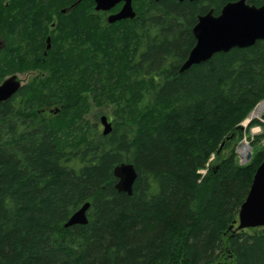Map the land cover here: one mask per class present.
<instances>
[{
  "label": "trees",
  "instance_id": "16d2710c",
  "mask_svg": "<svg viewBox=\"0 0 264 264\" xmlns=\"http://www.w3.org/2000/svg\"><path fill=\"white\" fill-rule=\"evenodd\" d=\"M234 1L135 0L130 31L71 18L36 60L43 33L0 1V36L15 41L0 83L39 73L0 103V264H264V227L236 230L264 147L243 166L235 154L264 101L263 44L179 72L197 18ZM94 96L115 105L106 136L84 120ZM121 163L137 173L131 195L114 188ZM85 203L88 223L64 228Z\"/></svg>",
  "mask_w": 264,
  "mask_h": 264
},
{
  "label": "water",
  "instance_id": "95a60500",
  "mask_svg": "<svg viewBox=\"0 0 264 264\" xmlns=\"http://www.w3.org/2000/svg\"><path fill=\"white\" fill-rule=\"evenodd\" d=\"M95 10H109L116 4L124 2L121 10L108 18L112 24L123 19H133L135 13L132 0H92ZM159 1V0H153ZM195 2L198 0H177ZM76 3L73 5L75 6ZM195 40L179 72L188 70L194 65L209 61L213 55L227 53L231 49H243L253 46L260 41L264 48V4L261 6L249 5L246 0H237L226 3L219 14L214 15L210 10L197 18L192 29ZM50 42L47 39V49ZM20 84L16 77L6 79L0 84V102H6L17 93ZM103 127L102 135H108L112 128L106 116L100 117ZM250 158V155L248 156ZM116 179L115 188L118 192L132 194V187L137 173L132 164L121 163L113 169ZM90 204L85 203L77 209L64 224V228L88 223L87 211ZM264 227V160L257 167L249 191L238 212V226L236 230L255 229Z\"/></svg>",
  "mask_w": 264,
  "mask_h": 264
},
{
  "label": "flooded vegetation",
  "instance_id": "af4514ba",
  "mask_svg": "<svg viewBox=\"0 0 264 264\" xmlns=\"http://www.w3.org/2000/svg\"><path fill=\"white\" fill-rule=\"evenodd\" d=\"M0 1H2L3 6L5 8H7V12H10V13H12L18 17L19 20L17 22L19 24H21V22H23L24 20H25L24 22H28L27 18H29V17L39 15L41 12V9H40L42 7L41 5H43V3H44V0H36L35 4H33V5L28 4L29 0H18L17 3H14L16 0H0ZM72 1H73L72 3H68L66 1L67 5L64 6V8L59 9L58 13H57V11L55 12L54 9L51 8L53 0H51V2H49V3H48V0L45 1V3L48 5V8L46 9V11L44 10V15L42 14L43 20L41 19V22H44L43 23L44 26L40 22L39 26L38 27L36 26V28L33 32L34 34L43 33L44 39L43 38L41 39V37H35V41L38 42V46L35 44H32L33 41L30 40L31 45H32L31 48L33 51L36 50V48H38V50L42 48L41 43H40L41 40H43L44 48L41 49L42 50L41 52H39V51L36 52V55H35L33 60H36L40 54L43 56H46L47 52L51 51L53 48L56 47V43L60 39V36L63 38V34L61 32H60L61 34L59 33L58 36H56V31H57L56 26L57 25L59 26V23L66 22V21H72V19L77 18V17L80 18L83 16H87V17H90L91 20L95 23L94 27L95 26L97 27L98 23L100 24L99 29H103L106 25H110V26L114 25L111 28L114 31L119 32L122 30L123 31H126V30L129 31L130 28H129V23L127 21H133L137 18V15H136L137 12L134 10L135 0H132V3H131L133 11L135 13L134 18L133 19H123L120 21H116L112 24L108 23V18L110 16L116 15L121 10V8L123 7L124 2H120V3L116 4L115 6L110 8L109 10L97 11V10H95V3L92 0H72ZM84 1H85V3L87 2V4H85L84 8H81L78 10L74 9L76 6H78L80 3H83ZM75 3H76V5L73 6ZM60 27L61 26H59L58 28L60 30H62L63 27H61V28ZM22 37H24L23 33L21 34V36L20 35L18 36L17 40L20 38L19 41L20 42L23 41ZM47 39H49V42H50L49 49H47ZM0 41H2L0 43V51H2L3 49H6V47H7L6 39H4V37L0 36ZM59 41H61V39ZM21 43L23 44V42H21ZM37 71L38 70L26 71V72H30L34 75H32L31 78L25 84H22L19 73H16V74L10 75V76L16 77V80L20 83L19 89H21L22 87L28 85V83L30 82V80L33 77H36L39 74ZM22 73H25V72H22ZM43 74L44 73L42 72L41 76ZM10 76H8V77H10ZM51 111L52 110L49 107H46V108H43V110L41 112H43V113L45 112V113L49 114V113H51Z\"/></svg>",
  "mask_w": 264,
  "mask_h": 264
},
{
  "label": "rangeland",
  "instance_id": "374dc122",
  "mask_svg": "<svg viewBox=\"0 0 264 264\" xmlns=\"http://www.w3.org/2000/svg\"><path fill=\"white\" fill-rule=\"evenodd\" d=\"M2 41H0V43H1ZM16 73H19L20 74V79H21V82H22V84H25L30 78H31V76L32 75H34V74H32V73H30V72H25V73H20V72H14L13 74H16ZM5 77H8V76H4V78ZM260 103H264L263 101H260L259 103H257V105L258 104H260ZM87 105H88V107H87V109H86V111H85V116H84V120L85 121H87L90 125H96V128H97V130H98V132L101 134V132H102V130H103V127H102V125L100 124V117L101 116H106V117H108L109 118V123L111 124V128L113 127V124H114V122H115V119L113 118V116H111L112 114H113V111L115 110V105L114 104H112L111 102L109 103L108 101H98V99H97V97H93V98H88V101H87ZM114 105V106H113ZM256 105V106H257ZM51 110H53V108H51ZM253 111V110H252ZM251 111V112H252ZM250 112V113H251ZM249 113V114H250ZM263 113H264V111H263ZM248 114V115H249ZM258 120V119H260V117H258V118H254V117H246L240 124H239V126L240 125H242V127H241V130H242V133H246V135L245 136H249L248 135V133L249 134H251V135H253V134H255L256 133V130H258L259 131V129H256V127H253V128H251V127H249V124H250V122L252 121V120ZM254 126H256V125H254ZM261 128H263L264 129V122H263V124H262V127ZM251 129V130H250ZM258 134H260V133H258ZM247 140V139H246ZM245 141V140H244ZM263 141H264V139L261 141V139H260V141L259 142H256L255 144H253L252 145V148L250 147V149H249V151L251 152V154L253 155L254 154V152L257 150V149H261L262 147H264V143H263ZM248 142V141H247ZM243 144H245L246 143V141L245 142H242ZM249 143V142H248ZM250 146H251V143H250ZM262 146V147H261ZM236 153H237V147H236ZM237 155V157H236V161H237V163L238 164H240V163H244V161L242 160V158L238 155V153L236 154ZM205 172H206V170H201L200 171V173L201 174H205Z\"/></svg>",
  "mask_w": 264,
  "mask_h": 264
},
{
  "label": "bare ground",
  "instance_id": "6f19581e",
  "mask_svg": "<svg viewBox=\"0 0 264 264\" xmlns=\"http://www.w3.org/2000/svg\"><path fill=\"white\" fill-rule=\"evenodd\" d=\"M66 1L67 0H53V2H52V6H51V8L52 9H54V11L56 12L57 11V13H58V10L59 9H62V8H64V6H66L67 4H66ZM155 2V1H154ZM157 2V1H156ZM149 6L150 5V3H149V1H146L145 3H144V6L146 7V6ZM41 9V12H40V14L39 15H36V16H33V17H29V18H27V20H28V22H29V28L32 30V28H33V31L35 30V28H36V26L38 27L39 26V24H40V22H41V19H42V17H43V15H44V10L46 11V9H47V7L46 8H44V7H41L40 8ZM43 14V15H42ZM43 20V19H42ZM75 21L77 22V23H84V22H90V23H92V25H95V23L91 20V18L90 17H87V16H83V17H80V18H75ZM42 24L44 23V22H41ZM28 28V29H29ZM130 31V30H129ZM15 43V41H13V40H9V39H7L6 40V44H7V48L8 47H10L12 44H14ZM141 52V51H140ZM3 63H4V60L2 59V57H1V54H0V68L3 66ZM184 63V62H183ZM183 63H182V65H183ZM181 65V66H182ZM194 66H197V65H194ZM193 67V66H192ZM181 68V67H180ZM191 68V67H190ZM189 68V69H190ZM264 111V103H260V104H258L256 107H255V109L253 110V112L249 115V117H254V118H257V117H259L261 114H262V112ZM239 149L241 150V151H244V149H245V146L242 144L240 147H239ZM114 188H115V184H114ZM115 190H116V188H115ZM118 192V191H117ZM71 217V216H70ZM69 217V218H70ZM68 218V219H69ZM67 222V221H66ZM65 222V223H66Z\"/></svg>",
  "mask_w": 264,
  "mask_h": 264
},
{
  "label": "built area",
  "instance_id": "2783aa9c",
  "mask_svg": "<svg viewBox=\"0 0 264 264\" xmlns=\"http://www.w3.org/2000/svg\"><path fill=\"white\" fill-rule=\"evenodd\" d=\"M259 129V128H256ZM259 131L256 130V133H258ZM249 148L246 146V148L244 149V151L241 150H237L238 155L242 158L243 161H245L247 153H248Z\"/></svg>",
  "mask_w": 264,
  "mask_h": 264
}]
</instances>
